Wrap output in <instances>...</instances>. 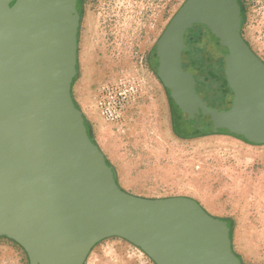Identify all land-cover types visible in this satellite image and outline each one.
Returning a JSON list of instances; mask_svg holds the SVG:
<instances>
[{"label": "water", "instance_id": "95a60500", "mask_svg": "<svg viewBox=\"0 0 264 264\" xmlns=\"http://www.w3.org/2000/svg\"><path fill=\"white\" fill-rule=\"evenodd\" d=\"M79 0H0V238L30 264H86L94 247L121 238L156 264H244L223 219L188 197L148 199L119 184L73 97ZM204 25L225 58L233 92L209 107L182 66L185 35ZM239 0H187L154 47L151 63L181 89L208 133L264 145V61L243 36Z\"/></svg>", "mask_w": 264, "mask_h": 264}, {"label": "rangeland", "instance_id": "374dc122", "mask_svg": "<svg viewBox=\"0 0 264 264\" xmlns=\"http://www.w3.org/2000/svg\"><path fill=\"white\" fill-rule=\"evenodd\" d=\"M186 1L80 0L73 97L123 189L148 199L196 200L211 215L230 220L226 227L244 264H264V145L204 131L178 137L169 86L151 63L154 47ZM239 1L243 36L264 61V0ZM198 46L200 57L221 61L208 36ZM196 53L192 47L188 57L192 70L204 75L200 95L212 108L229 109L233 92L216 79L222 63L203 66ZM0 264L30 263L21 246L0 238ZM86 264L156 263L114 237L98 243Z\"/></svg>", "mask_w": 264, "mask_h": 264}, {"label": "flooded vegetation", "instance_id": "af4514ba", "mask_svg": "<svg viewBox=\"0 0 264 264\" xmlns=\"http://www.w3.org/2000/svg\"><path fill=\"white\" fill-rule=\"evenodd\" d=\"M80 5L81 4L79 0L78 10L80 8ZM188 31L191 32V34L189 36L190 37L189 41H186L185 39L186 44H187V49L182 54V66L184 67L186 72H191L194 74V77L197 82L196 89H197L198 94L200 95L199 90H198V84H200L202 75L201 73H198L187 67V64L191 60V58H189L188 56H190L189 52L191 51L192 47H194L195 51H197L196 48L199 49V46L194 41L201 42L202 39L206 38L207 36L212 43L213 41L211 40L210 34L204 25H195L193 29L188 30ZM198 34H200L201 37L197 38ZM212 63L214 62L212 61ZM166 83L170 89L169 96H170L171 110H172V128H173L174 133L182 139L190 138V136L196 137L200 131H204L208 133L207 128L204 126V124H201V122L197 120L193 112L191 101L194 99V97H189V99L185 101L183 100L181 96V89L175 87L173 83H169V82H166ZM223 98H224V101H226V97H223ZM202 100L208 105V103L203 98ZM225 221H230V220H224V223L226 224Z\"/></svg>", "mask_w": 264, "mask_h": 264}, {"label": "trees", "instance_id": "16d2710c", "mask_svg": "<svg viewBox=\"0 0 264 264\" xmlns=\"http://www.w3.org/2000/svg\"><path fill=\"white\" fill-rule=\"evenodd\" d=\"M199 37H201V35L200 34H198L197 35V38H199ZM195 43H197V45L200 43V41H194ZM196 50H197V53H196V55H195V59L196 60H198L199 62H200V64L201 65H203V63H212V62H210L209 61V59H208V57L207 58H204V56H199L200 55V49H198V48H196ZM189 54H190V52H189ZM224 56L222 55V59H221V61L219 60V61H216V62H214L213 64L215 65V64H219V63H222V65H220V69H218L216 72V79H218V82L219 83H223V82H225L226 84H227V86H228V91L230 90V87H229V85H228V82H227V79H226V76H224L223 75V73H222V69H223V67L225 66V61H224ZM203 66H205V65H203ZM223 66V67H222ZM187 67L189 68V69H192L193 67H195L194 65H193V63H192V59L189 61V63L187 64ZM220 70V71H219ZM214 71V70H213ZM215 72V71H214ZM211 74H212V71H211ZM202 75V77H204V75L203 74H201ZM226 97V96H225Z\"/></svg>", "mask_w": 264, "mask_h": 264}]
</instances>
